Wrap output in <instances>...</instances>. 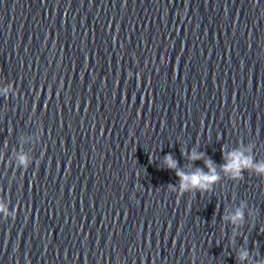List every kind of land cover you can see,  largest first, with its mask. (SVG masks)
<instances>
[{
	"label": "water",
	"instance_id": "95a60500",
	"mask_svg": "<svg viewBox=\"0 0 264 264\" xmlns=\"http://www.w3.org/2000/svg\"><path fill=\"white\" fill-rule=\"evenodd\" d=\"M7 85L0 264H264V176L221 169L264 162V0H0ZM169 154L220 180L171 192Z\"/></svg>",
	"mask_w": 264,
	"mask_h": 264
},
{
	"label": "clouds",
	"instance_id": "9594fccd",
	"mask_svg": "<svg viewBox=\"0 0 264 264\" xmlns=\"http://www.w3.org/2000/svg\"><path fill=\"white\" fill-rule=\"evenodd\" d=\"M133 75L129 71L128 76L131 78ZM14 91L12 85L0 87V96H8ZM223 151V149H222ZM252 147L248 146L243 149H234L228 151L224 155L225 163L221 166L222 171L227 174L231 179L237 180L242 178V174L245 170L254 172L257 175L264 176V162H256L251 155ZM191 161L204 159L205 154L198 152L195 149L188 153ZM15 162L16 168H27L33 163V157L24 151L15 153L13 159L9 161ZM205 167L208 169L205 172L201 168H196L195 171L185 172L179 168L178 161L175 160L170 154L165 156L164 164L170 170H175L176 176L179 179L178 186H170L169 190L175 192L178 195L184 193H191L193 191H206L210 190L214 184L220 180V176L217 172V167L211 159H205ZM0 214L3 218L8 217L15 218L16 210L9 208V203L5 198H0ZM226 221L231 222L234 226H239L244 222L243 205L238 208L234 213L226 215L224 217ZM249 258L248 251H242L239 259L241 261H247Z\"/></svg>",
	"mask_w": 264,
	"mask_h": 264
}]
</instances>
